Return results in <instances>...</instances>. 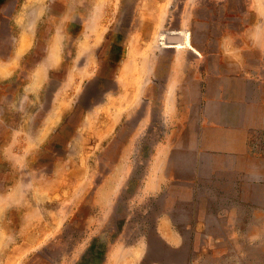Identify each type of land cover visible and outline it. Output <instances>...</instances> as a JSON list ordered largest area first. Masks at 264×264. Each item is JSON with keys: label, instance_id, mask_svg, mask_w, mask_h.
<instances>
[{"label": "crops", "instance_id": "crops-1", "mask_svg": "<svg viewBox=\"0 0 264 264\" xmlns=\"http://www.w3.org/2000/svg\"><path fill=\"white\" fill-rule=\"evenodd\" d=\"M8 2L0 0V106L14 108L20 105L23 116L20 121L38 123L29 132L32 146L25 147L23 155L16 154L26 158L61 130L65 118L75 109L80 95L78 82L81 84L88 79L87 75L94 73L96 64L99 67L101 54L97 49L107 43V32L96 30L95 26L106 23V11L120 8L123 0H79L75 4L87 7L84 14L69 11L75 8L73 0H17L10 12L4 11L9 8ZM171 2L137 0L133 26L124 39L113 71L117 90L108 92L103 100L80 115L68 137L64 154L39 184L16 182L11 191L4 194L5 200L16 193L24 198L28 189L37 193L36 186L38 191L45 187V195H50L57 203L53 209H48L44 202L43 206L37 207L39 213L35 217L38 221L28 228L27 238L13 247L15 251L39 248L46 238L56 236L66 220L77 212L79 202L92 186L90 161L93 155L114 138L132 112L143 104L150 103L151 106L153 103L147 92L156 84L159 61L166 49H171L172 55L167 63L161 104L165 139L158 142L151 153L140 194L157 193L162 186L178 180L177 172L187 169L184 159H189L190 155H203L204 159L212 155L214 160L229 155L233 163L230 172H236L237 180L245 185L246 198H251L250 188L261 189L260 211L264 213V152L256 151L248 144L251 127L247 124L251 121L249 111L255 114L259 108L264 109V0L240 2V9H236L238 18L234 17L241 20L240 27L232 26V21H229V27H222L212 52L206 50L205 39L195 40L191 26L197 19H190L193 8L199 11L207 1L187 0L181 27L178 31L166 32ZM58 4L60 11L57 13ZM77 15L81 16V21L79 32L74 36L75 61L72 63L64 54L69 28ZM143 22L149 26L145 33L139 31ZM196 23L199 27L205 25L200 18ZM175 34L177 42H169ZM137 41H141L139 46ZM147 42L153 49H148ZM209 58L218 66L213 75L205 65ZM58 74L62 80L46 108L43 93ZM190 88L201 89L198 104L194 98L184 99V91ZM192 105L199 108L197 128L204 136L202 148L196 149L176 144L191 125L184 115ZM148 110L121 148L110 172L94 188L93 203H102L103 214L110 209L124 185L132 154L138 151L136 142L151 124L152 114ZM18 164L25 167L26 162ZM179 180L184 179L179 177ZM23 198L19 200L22 203L26 201ZM43 201L49 199L44 196ZM25 208L27 213L22 214L23 218L31 216V211L35 210ZM156 232L170 245L178 246L182 242L169 213L159 217Z\"/></svg>", "mask_w": 264, "mask_h": 264}, {"label": "rangeland", "instance_id": "rangeland-1", "mask_svg": "<svg viewBox=\"0 0 264 264\" xmlns=\"http://www.w3.org/2000/svg\"><path fill=\"white\" fill-rule=\"evenodd\" d=\"M77 1L79 0H73L75 8L70 12L84 14L88 11L85 5L75 4ZM186 1L172 0V7L167 10L169 15L164 28L166 32L178 31L181 27ZM206 1L199 11L196 7L191 10L193 17L190 19L195 18L196 22L199 18L204 20L205 25L199 27L196 26L198 23L193 22L194 26L191 27L195 40L201 42L205 39L206 50L212 52L222 27H229V21H232V26L240 27L241 20H235L234 17L238 18L236 9H240V2L244 0H222L220 3ZM16 2L17 0H9V8L4 11L10 12ZM136 2L137 0H123L120 8L106 11V23L95 26L96 30L107 32V43L97 49L101 54L99 67L96 64L93 69L97 74H86L88 79L81 84L78 82L77 92L80 95L77 94L79 97L75 109L65 118L61 130L40 148L36 147L26 158L16 154L23 155L24 148L32 146L29 132L38 123L20 121L23 117L20 105L14 108L0 106V264H264L261 189L250 188L251 198H246L245 185L237 180L236 172H230L232 161L229 155H222L217 160L212 155H207L206 159L203 155H190L189 159H184L187 169L177 172L178 180L162 186L157 193L140 194L151 153L156 144L165 139L161 104L171 49L164 50L157 69L156 84L147 92V96L153 98L151 106L150 103L139 106L121 124L114 138L105 143L103 150L93 155L90 161L92 186L79 202L74 216L66 220L56 236H49L41 242L39 248L13 249L27 238V230L32 223H37V207L43 206L44 202L48 209H53L57 203L56 200H51L50 195H45V187L38 191L36 186L37 193L28 189L25 197H22L27 201L26 205H23L26 201H19L22 199L19 193L11 194L7 200L4 194L11 191L16 182L26 184L33 181L39 184L51 172L54 162L64 154L68 137L80 115L103 100L108 92L117 90L113 71L124 39L133 26ZM59 11L60 4L57 5V13ZM73 19L64 54L65 59L72 63L75 61L74 36L79 32L81 16H74ZM141 26L139 31L142 33L149 29L145 22ZM177 38L176 34L172 35L169 42L174 43ZM136 43L139 46L141 41ZM144 44L143 49L146 48ZM147 45L148 49H153L149 42ZM205 65L212 75L216 73L218 66L214 59L209 58ZM61 80V75L58 74L45 89L42 101L46 108ZM82 88L83 92H80ZM200 92L199 88L187 89L184 91V99L194 98L198 104V99L202 96ZM148 109L152 114L151 124L147 132L138 138V151L132 154L127 179L119 194L114 197L110 209L103 214L100 207L102 203H93L94 188L110 172L121 148ZM189 109L184 117L191 125L185 129L184 136L177 139L176 144L190 149L202 148L204 136L197 128L199 108L192 105ZM250 113L248 117L251 121L247 124L251 127V137L248 144L256 151L264 152V109L259 108L255 114ZM24 160L25 167H20L18 163ZM179 177L184 180H179ZM44 196L49 201H43ZM17 200L19 202H13ZM25 206L29 210H35L31 211V216L23 218L22 214L27 211ZM165 213L171 214L175 227L179 229L182 242L178 246L170 245L156 232L157 221ZM93 216L94 218H90ZM129 247L133 249H128Z\"/></svg>", "mask_w": 264, "mask_h": 264}, {"label": "trees", "instance_id": "trees-1", "mask_svg": "<svg viewBox=\"0 0 264 264\" xmlns=\"http://www.w3.org/2000/svg\"><path fill=\"white\" fill-rule=\"evenodd\" d=\"M119 57H120V54L118 55V57H117V59H116V62H117V60L119 59ZM108 58V57H107ZM109 59H110V56H109ZM105 60H106V58H105ZM108 60V59H107Z\"/></svg>", "mask_w": 264, "mask_h": 264}, {"label": "water", "instance_id": "water-1", "mask_svg": "<svg viewBox=\"0 0 264 264\" xmlns=\"http://www.w3.org/2000/svg\"><path fill=\"white\" fill-rule=\"evenodd\" d=\"M175 42H177L176 40H174Z\"/></svg>", "mask_w": 264, "mask_h": 264}]
</instances>
